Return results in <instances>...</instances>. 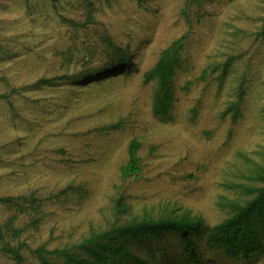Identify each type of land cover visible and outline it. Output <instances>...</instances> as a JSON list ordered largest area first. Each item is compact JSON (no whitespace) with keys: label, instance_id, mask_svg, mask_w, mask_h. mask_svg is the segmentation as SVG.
Masks as SVG:
<instances>
[{"label":"rangeland","instance_id":"rangeland-1","mask_svg":"<svg viewBox=\"0 0 264 264\" xmlns=\"http://www.w3.org/2000/svg\"><path fill=\"white\" fill-rule=\"evenodd\" d=\"M184 8V0H0V94L19 89L0 99V197L33 193L38 200L40 221L22 234L31 249L61 248L91 229L145 215L213 225L264 165V0H212L191 8L190 23ZM105 33L131 53L129 72L95 73L108 60ZM182 35L175 102L160 119L151 109L155 82H144V73ZM73 74L82 78L36 84ZM243 74L232 120L223 113ZM132 140L140 143L141 171L122 179ZM16 210L0 203V225ZM17 216L15 226L29 223ZM158 244L180 264L176 238ZM22 254L23 264H39L30 250ZM204 262L264 264V255L247 262L205 250ZM0 264L14 260L0 252Z\"/></svg>","mask_w":264,"mask_h":264},{"label":"trees","instance_id":"trees-1","mask_svg":"<svg viewBox=\"0 0 264 264\" xmlns=\"http://www.w3.org/2000/svg\"><path fill=\"white\" fill-rule=\"evenodd\" d=\"M183 10L185 18L190 23L187 14L191 8H199L212 0H184ZM94 21L88 15V23ZM75 27L86 26V22L78 23L68 20ZM187 35L172 40L159 51L155 64L144 73V82H155L152 98V114L160 119H167L172 111L176 87L174 84L177 69L183 62L187 45ZM107 49L106 62H101V68L95 70L99 74L124 67V72L130 71L131 53L128 49L117 44L105 33L102 38ZM228 64H224L222 72L216 78L222 80ZM214 71L215 68H212ZM206 71L202 75L205 76ZM80 75L55 76L49 79L36 81L37 85L51 84L64 79L77 80ZM94 75V74H93ZM84 78V76H83ZM244 74L237 87V99L230 101L223 114L231 113L232 120L240 114L239 104L244 94ZM19 89L13 88L10 92L0 94V99L9 101L11 95L18 94ZM113 128L118 125H113ZM140 143L132 140L127 148V160L120 167L122 179L136 177L141 171L138 151ZM252 172V183L238 186L243 194L242 199L228 200L225 206L228 213L221 221L209 225L201 218L186 216H143L130 221L111 224L104 230L91 229L78 242L65 245L61 248H47L45 243L31 249L26 239L22 238L27 227L39 223V202L33 193L18 196L0 197V203L11 209H17L12 218L0 225V252L9 255L14 264H23L22 251L30 250L34 253L39 264H55L54 260H61V264H173L167 258L168 251L160 245L166 235L176 238V249L180 264H205V250H220L229 257L242 259L247 262L264 255V165L258 164ZM119 210V202L116 204ZM28 216L29 223L24 226H15L13 220L18 213ZM145 249L148 254H140L136 249ZM158 254V258L155 259ZM150 259H153L150 261ZM57 264V263H56Z\"/></svg>","mask_w":264,"mask_h":264}]
</instances>
